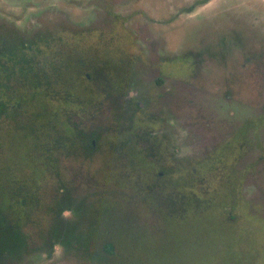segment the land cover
<instances>
[{"label":"rangeland","instance_id":"rangeland-1","mask_svg":"<svg viewBox=\"0 0 264 264\" xmlns=\"http://www.w3.org/2000/svg\"><path fill=\"white\" fill-rule=\"evenodd\" d=\"M32 49L0 117V187L36 200L10 264H264V0H0L5 68ZM51 106L75 135L35 153Z\"/></svg>","mask_w":264,"mask_h":264},{"label":"trees","instance_id":"trees-1","mask_svg":"<svg viewBox=\"0 0 264 264\" xmlns=\"http://www.w3.org/2000/svg\"><path fill=\"white\" fill-rule=\"evenodd\" d=\"M11 54L13 55L14 59H11L12 65L7 69L5 68L4 57L0 59V73L4 74L3 78L7 79L4 81L5 85L0 83V117L1 114L4 113L3 111L7 109L10 112V116L5 115V117L15 119L20 117L24 112V107L21 106V98H24V95H20L18 91L13 92L16 88V86L13 84H17L18 87L20 82L16 83V81H13L14 78L12 80L9 74L14 71L15 78H19L21 75L24 76L25 74H29L33 77V80L36 81V83L41 78V76L38 74V67H36L37 56L35 50L31 51L29 54L30 58L26 55L27 52L20 53L19 50H17L15 53L11 52ZM56 71V78H61L62 69L58 67V69L56 68ZM68 85H71V83ZM49 87L52 89L53 83H49ZM27 88L28 90H32L31 95L33 94L34 96L33 100L31 96L29 106L39 105L40 103H36L37 101L35 98V96L38 94L35 93V91L39 89V87L34 86L32 88L31 86H27ZM12 96H15L16 98L11 100ZM12 101H15V103H12ZM42 109L43 115L39 113L36 116H32L28 123L24 126L18 127V130L23 131L27 138L32 139L33 151L35 153L49 152L50 154H53L54 149L58 148L57 145L59 143L69 140V138L72 139L75 134L67 123L60 121L59 113H57V111L52 106L51 109L47 111L44 107H42ZM45 118L49 120L46 122L43 121L42 119ZM58 124L62 129L59 128ZM17 126L18 124L16 127ZM85 137L86 135H81L79 139L74 138L75 144L80 142L79 144L82 145L79 147L81 149L89 148L94 144V141L91 142ZM48 139L49 142L47 143ZM38 167L39 166H37V168ZM27 180L32 181L29 178ZM31 183L34 184L33 182ZM178 184L183 193L186 192L184 193L185 196H188V190L191 191V188L183 187V183L181 184L180 182H178ZM29 192L30 191L25 184H21L19 181L17 182L15 180H12L6 187H0V264H10L13 261L19 259L21 260L23 259L24 255L28 253L27 248L30 244V241L29 235L25 229L27 228L29 220L32 219L34 213L33 209L36 207V200H30V198H28ZM179 200L182 201L183 199L180 197ZM59 208L60 213L62 205H59ZM66 226L67 225H63L62 222L57 218L50 228L48 239L54 240V242H58L62 245L68 241H75V237L70 236L68 232L64 233L63 228ZM84 238L86 237H81L80 239L83 241ZM77 240H79V238H77ZM113 253L114 252L111 254Z\"/></svg>","mask_w":264,"mask_h":264}]
</instances>
